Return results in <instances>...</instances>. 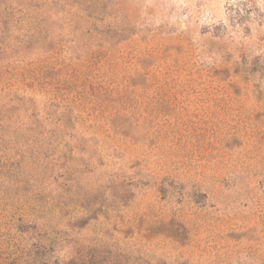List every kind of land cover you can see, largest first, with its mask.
Returning <instances> with one entry per match:
<instances>
[{
    "label": "rangeland",
    "instance_id": "obj_1",
    "mask_svg": "<svg viewBox=\"0 0 264 264\" xmlns=\"http://www.w3.org/2000/svg\"><path fill=\"white\" fill-rule=\"evenodd\" d=\"M0 264H264V0H0Z\"/></svg>",
    "mask_w": 264,
    "mask_h": 264
}]
</instances>
